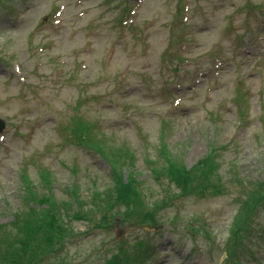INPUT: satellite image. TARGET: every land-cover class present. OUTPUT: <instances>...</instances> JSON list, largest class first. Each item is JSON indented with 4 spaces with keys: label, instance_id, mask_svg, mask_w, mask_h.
Masks as SVG:
<instances>
[{
    "label": "rangeland",
    "instance_id": "rangeland-1",
    "mask_svg": "<svg viewBox=\"0 0 264 264\" xmlns=\"http://www.w3.org/2000/svg\"><path fill=\"white\" fill-rule=\"evenodd\" d=\"M0 5L14 9L0 12V222L25 205L23 173L42 189L46 169L58 201L73 185L88 198L111 184L107 163L72 136L75 116L133 152L149 199L164 195L146 164L162 144L188 168L214 145L225 191L178 197L157 227L72 219L74 236L41 264H103L138 237L154 248L142 264H264V205L237 263L224 251L241 200L264 180V0Z\"/></svg>",
    "mask_w": 264,
    "mask_h": 264
},
{
    "label": "trees",
    "instance_id": "trees-1",
    "mask_svg": "<svg viewBox=\"0 0 264 264\" xmlns=\"http://www.w3.org/2000/svg\"><path fill=\"white\" fill-rule=\"evenodd\" d=\"M13 10L0 5V12L10 14ZM70 132L78 143L108 163L111 184L103 190H93L88 198L81 196L73 185L70 199L58 201L50 192L52 180L46 169L40 168L43 190L36 188L35 183L23 173L22 200L25 205L14 212L9 221L0 222V264H41L42 260L61 250L74 236L69 224L72 219H86L93 222L94 227L103 229H109L119 222L137 227L145 224L157 227L161 220L158 213L178 197L193 192L225 193L218 174L219 162L214 146L188 168L162 144L159 157L147 158L146 164L164 195L159 199H149L143 192L134 154L128 147L107 144L104 135L98 132L96 123L82 116L73 118ZM263 205L264 180L253 183L251 190L241 200L225 243L227 259L237 263L235 257L243 245V238L254 228V217ZM124 239L119 240L117 251L103 264H142L148 256V249L153 248L148 240L138 237L132 243L134 251L130 252V243Z\"/></svg>",
    "mask_w": 264,
    "mask_h": 264
},
{
    "label": "water",
    "instance_id": "water-1",
    "mask_svg": "<svg viewBox=\"0 0 264 264\" xmlns=\"http://www.w3.org/2000/svg\"><path fill=\"white\" fill-rule=\"evenodd\" d=\"M2 128H3V123H2V121L0 120V131L2 130Z\"/></svg>",
    "mask_w": 264,
    "mask_h": 264
}]
</instances>
